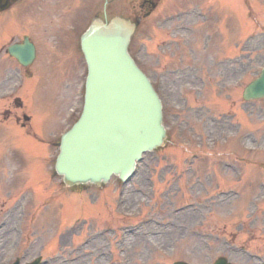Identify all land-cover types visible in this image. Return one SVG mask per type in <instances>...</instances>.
<instances>
[{"label":"rangeland","instance_id":"374dc122","mask_svg":"<svg viewBox=\"0 0 264 264\" xmlns=\"http://www.w3.org/2000/svg\"><path fill=\"white\" fill-rule=\"evenodd\" d=\"M104 1L20 0L0 14V48L10 37L27 35L37 50L26 70L0 54V264L18 253L52 255L57 264H210L219 255L258 264L255 255L232 245L264 252V99H241L264 64V0H202V8L222 7L231 28L220 21L221 32H213L210 20L199 27L203 38L192 44L194 51L177 42L167 52L156 49L159 57L149 54L154 44L176 37L164 29L151 32V19L180 13L190 1L162 0L151 17H141L130 51L166 100V141L144 156L126 184L112 177L102 187L69 188L47 172L57 139L79 114V38L94 17H102ZM106 12L131 18L139 13L138 1L111 0ZM204 41L207 48L200 47ZM170 52L182 55L176 59ZM181 65L185 73H169ZM13 88L22 108L8 96ZM24 114L31 116L27 128L14 123ZM142 219L134 237L144 241L128 239L120 247L118 234L123 241L122 232L128 233L119 222L130 229L134 225L125 222ZM104 225L110 229L105 236L93 233ZM165 234L167 242L161 243ZM88 235L105 257L83 245Z\"/></svg>","mask_w":264,"mask_h":264},{"label":"water","instance_id":"95a60500","mask_svg":"<svg viewBox=\"0 0 264 264\" xmlns=\"http://www.w3.org/2000/svg\"><path fill=\"white\" fill-rule=\"evenodd\" d=\"M8 5V0H0V10ZM133 29L115 17L105 23L95 20L81 36L88 65L83 111L62 136L55 163L67 186L100 185L111 174L124 180L133 173L141 154L159 146L165 137L160 100L127 52ZM9 51L22 64L34 57V47L27 39ZM243 97H264V68L245 88Z\"/></svg>","mask_w":264,"mask_h":264},{"label":"bare ground","instance_id":"6f19581e","mask_svg":"<svg viewBox=\"0 0 264 264\" xmlns=\"http://www.w3.org/2000/svg\"><path fill=\"white\" fill-rule=\"evenodd\" d=\"M169 234H165L162 238H160L159 239V241L161 242V243H163V242H167V236H168ZM127 239H135V240H140V241H144L143 239H145V238H142V237H133V236H130V237H128ZM148 241H152L151 239H148ZM232 254V253H231ZM233 255V254H232ZM69 264H71V263H69Z\"/></svg>","mask_w":264,"mask_h":264},{"label":"flooded vegetation","instance_id":"af4514ba","mask_svg":"<svg viewBox=\"0 0 264 264\" xmlns=\"http://www.w3.org/2000/svg\"><path fill=\"white\" fill-rule=\"evenodd\" d=\"M147 1L157 2L159 0H142V4H140V7L142 8V11H145V9H146L147 12H151V8L152 7L150 8L149 5L146 4ZM20 260H21V258H20ZM24 261H27V260H24Z\"/></svg>","mask_w":264,"mask_h":264}]
</instances>
